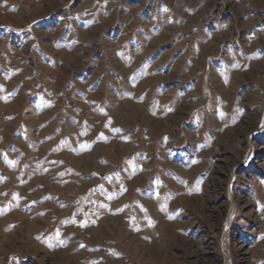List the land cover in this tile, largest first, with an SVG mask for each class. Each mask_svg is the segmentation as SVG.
I'll use <instances>...</instances> for the list:
<instances>
[{
    "label": "rangeland",
    "instance_id": "rangeland-1",
    "mask_svg": "<svg viewBox=\"0 0 264 264\" xmlns=\"http://www.w3.org/2000/svg\"><path fill=\"white\" fill-rule=\"evenodd\" d=\"M0 264H264V0H0Z\"/></svg>",
    "mask_w": 264,
    "mask_h": 264
}]
</instances>
